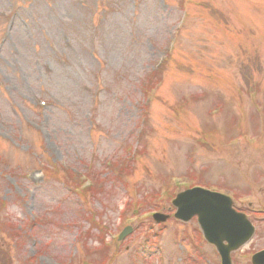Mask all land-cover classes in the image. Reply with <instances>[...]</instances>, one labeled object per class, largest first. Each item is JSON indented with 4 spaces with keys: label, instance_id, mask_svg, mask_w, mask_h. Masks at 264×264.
Masks as SVG:
<instances>
[{
    "label": "rangeland",
    "instance_id": "rangeland-1",
    "mask_svg": "<svg viewBox=\"0 0 264 264\" xmlns=\"http://www.w3.org/2000/svg\"><path fill=\"white\" fill-rule=\"evenodd\" d=\"M170 176L263 209L264 0H0L5 264H218Z\"/></svg>",
    "mask_w": 264,
    "mask_h": 264
},
{
    "label": "water",
    "instance_id": "water-1",
    "mask_svg": "<svg viewBox=\"0 0 264 264\" xmlns=\"http://www.w3.org/2000/svg\"><path fill=\"white\" fill-rule=\"evenodd\" d=\"M175 205L180 207L179 211L182 210V216L187 215L190 217L194 214H199L204 228L219 222L225 217L223 215L230 211V202L228 200L219 195L201 190L190 191L179 196Z\"/></svg>",
    "mask_w": 264,
    "mask_h": 264
},
{
    "label": "flooded vegetation",
    "instance_id": "flooded-vegetation-1",
    "mask_svg": "<svg viewBox=\"0 0 264 264\" xmlns=\"http://www.w3.org/2000/svg\"><path fill=\"white\" fill-rule=\"evenodd\" d=\"M264 236V234H263ZM257 247V248H255ZM261 250H264V246H258L257 243H255V241L253 240V242L246 248L243 250L244 255H248L251 253H255V252H259Z\"/></svg>",
    "mask_w": 264,
    "mask_h": 264
},
{
    "label": "trees",
    "instance_id": "trees-1",
    "mask_svg": "<svg viewBox=\"0 0 264 264\" xmlns=\"http://www.w3.org/2000/svg\"><path fill=\"white\" fill-rule=\"evenodd\" d=\"M0 249H1V247H0ZM2 255V254H1ZM1 258H4V254L1 256Z\"/></svg>",
    "mask_w": 264,
    "mask_h": 264
}]
</instances>
